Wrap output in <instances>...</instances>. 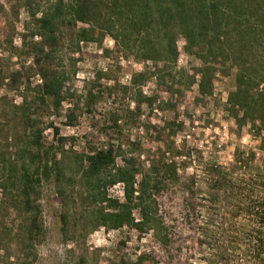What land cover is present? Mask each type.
Returning a JSON list of instances; mask_svg holds the SVG:
<instances>
[{
  "label": "rangeland",
  "instance_id": "374dc122",
  "mask_svg": "<svg viewBox=\"0 0 264 264\" xmlns=\"http://www.w3.org/2000/svg\"><path fill=\"white\" fill-rule=\"evenodd\" d=\"M26 2L0 0V264H135L144 254L152 255L146 264H264V129L258 120L238 125L228 110L237 70L227 62L209 96L200 94L198 75L192 86H182L181 95L167 90L168 78L167 86L149 78L128 91L130 78L153 72L152 63L121 54L109 36L81 43L74 54L77 31L89 26L68 17L47 60L39 50L42 39L30 36ZM183 45L178 38L175 71H183L186 85L201 62L184 54ZM52 70L66 73L65 100L59 106L50 100L36 105L39 74ZM139 91L153 101L141 102L136 110ZM24 105L30 109L28 119L22 115ZM33 123L43 129L44 149L52 147L62 161V175L59 180L55 174L40 177L33 185L40 231L30 235L32 216L16 198V178L30 166L26 131ZM172 123L180 128L173 131ZM50 124L65 139L62 147ZM109 145L121 147L144 169L174 166L176 178L163 172L152 176L170 239L167 248L151 232L99 226L96 212L102 206L92 197L78 157ZM115 163L121 165V158ZM107 189L109 198L123 200L121 184ZM190 200L195 214L188 222Z\"/></svg>",
  "mask_w": 264,
  "mask_h": 264
},
{
  "label": "trees",
  "instance_id": "16d2710c",
  "mask_svg": "<svg viewBox=\"0 0 264 264\" xmlns=\"http://www.w3.org/2000/svg\"><path fill=\"white\" fill-rule=\"evenodd\" d=\"M25 7L33 26L30 36L42 39L39 50L47 60L51 58L60 27L68 17L73 24L89 26L77 31L74 54L79 53L81 43H96L109 36L121 54L142 63H152L153 72L144 70L130 78L125 87L128 91L149 78L156 79L158 86H167L165 79L168 78L167 90L181 95L183 87L192 86L198 75L200 94L209 96L216 73L225 74L223 68L229 62L237 70L235 91L227 97L231 116L238 125L247 119L258 120L264 129V0H29ZM178 38L184 40L183 53L201 62L195 75L187 77L186 85L182 84L183 71H175L179 56ZM104 53L107 56L109 51ZM65 75V72L54 70L40 73L33 103L44 104L50 100L59 106L65 100ZM175 77L179 78L177 82ZM138 96L136 110L141 102L151 105L152 98L144 97L140 91ZM25 106L22 115L28 119L30 109ZM112 122L116 125L117 118ZM172 125L175 126L173 131L180 128L177 124ZM48 126L62 147L65 139L58 137V128ZM29 127L26 150L30 149V166H23L21 176L16 178L20 189L16 198L22 200L24 211L32 216L31 235L40 231L35 218L38 207H33L31 198L33 185L39 183L40 177L49 179L52 174L59 180L62 161L57 159L52 147L44 149L43 129L34 123ZM117 157L122 160L119 166L115 163ZM78 158L82 175L92 189V197L102 206L96 212L100 227L107 230L128 227L139 234L151 232L161 248L170 245L155 196V192H159L158 183L152 176L163 172L176 178L171 163L163 164L161 169L153 164L144 169L135 164L134 159H127L121 147L112 145ZM108 176L110 179L106 181ZM115 184L122 185L123 200L108 197L107 187ZM187 192L193 195L189 188ZM59 194L63 198L61 192ZM186 209L189 222L190 216L195 214L191 200ZM134 211L139 219L134 217ZM151 257L149 254L140 255L135 264H146Z\"/></svg>",
  "mask_w": 264,
  "mask_h": 264
}]
</instances>
